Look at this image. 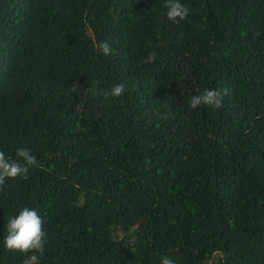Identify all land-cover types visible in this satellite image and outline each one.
Returning <instances> with one entry per match:
<instances>
[{"label":"trees","instance_id":"1","mask_svg":"<svg viewBox=\"0 0 264 264\" xmlns=\"http://www.w3.org/2000/svg\"><path fill=\"white\" fill-rule=\"evenodd\" d=\"M180 2L0 0V151L39 165L0 191V264L24 207L39 264H264V0Z\"/></svg>","mask_w":264,"mask_h":264},{"label":"clouds","instance_id":"2","mask_svg":"<svg viewBox=\"0 0 264 264\" xmlns=\"http://www.w3.org/2000/svg\"><path fill=\"white\" fill-rule=\"evenodd\" d=\"M167 9L166 16L169 21L179 23L188 16L189 9L180 0H165ZM182 38V33L179 34ZM97 48L104 55H110L111 45L107 41H101ZM125 92L123 84H113L110 89L101 92L104 97L119 98ZM228 95V89L204 88L199 94L189 100V107L197 109L205 106L211 109H222L224 96ZM18 159H12L3 151H0V191L6 186L7 179L22 177L28 178L30 169L38 167L36 157L32 150L27 147H18L15 151ZM7 235L4 237L3 245L6 250L28 255L23 264H39L40 256L45 251L46 233L44 231V220L40 214L29 207H24L18 215L10 218L6 224ZM39 254V255H38ZM160 264H175L171 258L161 257Z\"/></svg>","mask_w":264,"mask_h":264}]
</instances>
